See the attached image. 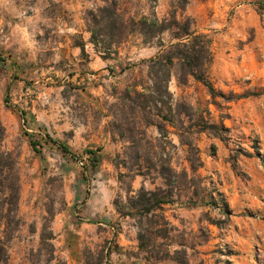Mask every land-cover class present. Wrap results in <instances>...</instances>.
Wrapping results in <instances>:
<instances>
[{"label":"rangeland","instance_id":"obj_1","mask_svg":"<svg viewBox=\"0 0 264 264\" xmlns=\"http://www.w3.org/2000/svg\"><path fill=\"white\" fill-rule=\"evenodd\" d=\"M257 1L188 0L177 13L210 37L208 74L217 89L262 93L215 104L201 82L179 85L171 77L174 98L226 128L221 137L192 133L202 194L212 191L220 206L192 205L181 188L162 206L167 235L152 237L147 249L139 246L137 217L120 215L114 202L125 200L128 185L164 184L147 164L144 174L129 167L112 105L125 87L147 80L157 37L144 42L136 27L111 36L107 6L137 21L163 18L176 0H0V151L19 173L21 220L7 243L8 264H85L86 250L107 246V264H181L176 250L186 264H264V13ZM91 27L105 39L101 53L89 41ZM160 38L171 40L168 32ZM142 129L174 168L188 167L174 127L166 123L165 136L155 126ZM86 149L97 151L94 165Z\"/></svg>","mask_w":264,"mask_h":264},{"label":"trees","instance_id":"obj_2","mask_svg":"<svg viewBox=\"0 0 264 264\" xmlns=\"http://www.w3.org/2000/svg\"><path fill=\"white\" fill-rule=\"evenodd\" d=\"M156 5L157 0H149ZM188 0H176L168 14L163 18L155 16H141L137 21L134 18L123 20L116 12V6L109 8L108 25L111 36L121 37L136 27L139 34L144 36V42L157 37L158 51L146 60L147 80L131 84L116 96L115 110L113 113L112 125L117 129L121 137L128 142L126 156L131 166L138 168L135 174H144L143 164L154 169V176L162 180L164 186H156L154 189H146L144 186L136 190L128 185L126 188L125 200L116 199L114 204L117 212L123 216H133L138 219L137 235L140 240V247H149L152 237L167 235L162 206L169 203L172 197L186 188L188 203L197 205L219 204L212 196H203L205 185H202L201 177L196 173L202 165L199 156V149L192 137L193 132L207 131L210 134L221 137L223 124L210 120L203 113H196L193 107L186 101L174 98L169 90L168 84L174 75L179 85H184L190 78L201 82L207 89L215 104L216 98L230 101L236 98L249 95H259L262 92H244L225 94L217 89L208 74L209 65L212 62L210 50L211 39L203 32H198L193 27V20L190 17H179L178 11H183ZM259 12L264 13V0L256 2ZM105 8V7H104ZM104 8H100L101 10ZM99 9V10H100ZM95 17L93 16V19ZM89 41L97 53L98 46L105 44V39L100 36L94 28H89ZM168 32L170 41L164 43L160 34ZM82 54H86L84 43L80 44ZM141 87L138 89L137 87ZM156 111V112H154ZM23 113V111H22ZM166 123L174 127L179 136L180 142L187 146L186 161L188 167L181 170L174 168L169 159L163 157L155 150V144L144 140L145 130H139L144 125L155 126L161 135L167 132ZM48 139L49 136L46 135ZM35 145L32 139L29 140ZM59 149L66 154L74 155L64 141L56 142ZM91 155V162L94 165L97 151L86 149ZM125 166L127 164L125 162ZM149 173L150 170H149ZM221 210L228 212V204L221 197ZM19 201V173L15 160L9 152L0 151V264H8L9 252L8 241L14 231L20 225L18 216ZM220 206V204L218 205ZM155 244H152L154 246ZM110 247L100 248L96 252L86 250L84 253L85 264H107ZM148 249V248H147ZM148 251V250H147ZM169 252L164 257H169ZM181 264H186L178 250L172 255Z\"/></svg>","mask_w":264,"mask_h":264}]
</instances>
